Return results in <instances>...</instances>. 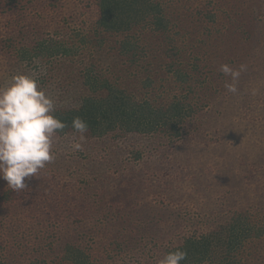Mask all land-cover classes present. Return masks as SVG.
<instances>
[{
    "label": "rangeland",
    "instance_id": "obj_1",
    "mask_svg": "<svg viewBox=\"0 0 264 264\" xmlns=\"http://www.w3.org/2000/svg\"><path fill=\"white\" fill-rule=\"evenodd\" d=\"M94 1L52 0L47 9V0H31L18 19L0 7V86L16 74L36 75L56 108L77 107L87 91L71 83V71L99 64L98 55L82 48L72 59L29 60L22 46L62 36L58 21L71 15L89 32L99 18L98 3L87 4ZM216 2L224 8L206 37L213 83L208 98L194 101L201 111L180 137L118 130L88 146L98 139L56 135L55 160L26 178L27 189L15 192L0 179V264H21L33 253L47 258L68 242L84 243L98 264H158L168 250L237 213L264 224V0ZM181 12L183 28L199 37L192 10ZM70 36L78 40L75 28ZM112 63L103 58L101 66ZM225 63L246 66L236 93L225 87ZM253 244L261 259L244 264H264V241Z\"/></svg>",
    "mask_w": 264,
    "mask_h": 264
},
{
    "label": "trees",
    "instance_id": "obj_2",
    "mask_svg": "<svg viewBox=\"0 0 264 264\" xmlns=\"http://www.w3.org/2000/svg\"><path fill=\"white\" fill-rule=\"evenodd\" d=\"M51 1L43 7L49 9ZM96 2L99 18L89 32L84 33L85 22L77 24V16L70 14L72 17L58 21L62 36L39 40L32 47L22 46L29 60L72 59L82 48L101 59L99 64L84 67L82 63L80 69H72L71 83L80 81L87 94L77 107L56 108L54 115L66 124L57 136L79 141L80 133L72 127L73 119L79 117L88 125L84 135L98 139L87 140L88 146H97L99 140L118 130L147 134L164 131L180 137L187 119L201 111L194 101L204 94V99L209 96L206 89L213 83L214 66L206 37L224 7L216 0H96L87 4ZM30 3L0 0V7L11 19H18L27 13ZM182 7L192 10L199 37L183 28ZM73 28L78 40L70 36ZM21 33L26 38L24 31ZM109 57L113 63L102 68L103 58ZM122 239L119 244L127 247ZM255 241H264V224L254 223L248 213H237L215 230L189 237L167 253L185 251L187 258L181 264H244L249 259H261V253L252 251ZM85 248L82 242H68L63 251L50 252L48 259L33 253L21 264H98Z\"/></svg>",
    "mask_w": 264,
    "mask_h": 264
},
{
    "label": "clouds",
    "instance_id": "obj_3",
    "mask_svg": "<svg viewBox=\"0 0 264 264\" xmlns=\"http://www.w3.org/2000/svg\"><path fill=\"white\" fill-rule=\"evenodd\" d=\"M220 72L230 77L226 82L228 92L238 91V81L245 65L238 69L222 64ZM55 101L40 87L36 75L16 74L11 83L0 86V179L15 192L28 188L27 180L38 177L41 169L55 160L54 138L66 127L54 115ZM73 129L86 139L87 123L79 117L73 119ZM81 144L75 145L80 149ZM187 253L177 249L167 253L158 264H181Z\"/></svg>",
    "mask_w": 264,
    "mask_h": 264
}]
</instances>
